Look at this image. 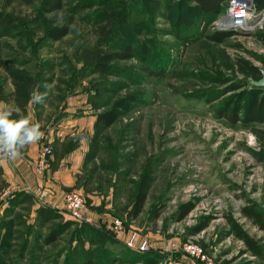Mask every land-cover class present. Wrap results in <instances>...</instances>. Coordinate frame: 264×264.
I'll return each instance as SVG.
<instances>
[{"label":"rangeland","instance_id":"1","mask_svg":"<svg viewBox=\"0 0 264 264\" xmlns=\"http://www.w3.org/2000/svg\"><path fill=\"white\" fill-rule=\"evenodd\" d=\"M7 2L0 0V13L17 29L0 27V102L25 115L34 111L46 123L78 97L95 113L115 111L117 119L92 132L80 128L49 158L52 169L64 165L61 191L78 193L85 212L100 217L93 227L66 209L43 223L38 206L10 205L13 194L1 199L8 185L0 182V264H143L122 254L117 240L124 236L147 241L148 255L154 251L160 264H194L178 249L184 244L201 247L216 264L257 262L244 253L228 217L264 247L263 233L240 213L249 203L264 213V126L230 125L217 110L239 94L231 91L235 84L246 85L245 107L264 96V88L254 90V79L238 70L239 60L264 70V9H255L251 30L218 43L210 37L220 16L200 29H182L181 21L194 15L189 5L167 10L162 0H64L62 10L47 14L37 0ZM70 18L69 34L50 39L49 32ZM121 42L133 45L136 56L98 74L95 65ZM147 68L166 69V75L151 76ZM34 92L47 96L33 103ZM146 174L150 192L134 218ZM59 229L62 234L45 244Z\"/></svg>","mask_w":264,"mask_h":264},{"label":"trees","instance_id":"2","mask_svg":"<svg viewBox=\"0 0 264 264\" xmlns=\"http://www.w3.org/2000/svg\"><path fill=\"white\" fill-rule=\"evenodd\" d=\"M15 1H21L26 4H31L33 0H8V4H11ZM42 3V9L44 13L51 14L58 12L64 8V0H37ZM152 4V3H151ZM178 5H189L194 12V15L188 20L181 21L182 29H200L202 25L207 24L210 21L215 20L217 17L221 16L225 12L227 5V0H162L161 6L167 10H171V7ZM254 4L257 10L264 9V0H254ZM74 19L70 18L69 21L61 28L51 30L49 32L50 39L59 41L69 34L70 29L72 28ZM0 27L6 31H12L17 29V26L13 19L7 18L3 13H0ZM236 32L233 30L229 31H216L215 34L210 37L213 41L218 43L224 42L227 38L233 36ZM179 37V36H178ZM182 39V38H181ZM259 39L264 43V34L259 36ZM187 43L192 39L191 37L183 39ZM142 49L146 53L147 57L153 54V49L150 48L149 42H145L142 45ZM136 56L135 48L133 45H129L126 42H121L120 45H117L115 49L108 54L104 55L99 63L95 65V71L100 75H107L111 73L110 64L114 61H126L131 60ZM264 63V61H263ZM146 72L151 76L160 75L163 77L166 75V69L160 68V70H153L151 68L145 69ZM238 70L240 73L246 76H251L254 80H259L261 78V70L252 66L244 60L238 61ZM30 82V79H28ZM246 85L235 84L232 87L233 92L240 91L233 101L229 103H224L220 110H217L218 116L221 120L225 121L230 125L241 124L244 127H249L251 125H263L264 126V96L262 98H255L248 103L247 106H243L246 101L245 93ZM254 90H261L260 88L252 87ZM122 106V103L118 104ZM97 109L99 107L97 106ZM22 110H25V107H22ZM117 119V113L115 111L111 112H96V122L95 130L100 126L110 127L115 123ZM152 179L149 175H144L138 184L137 193L133 201L132 216L137 218L141 215L143 209L145 208L148 195L151 188ZM14 200L10 201V205L16 201H25L34 204V206L39 204L36 202L34 195L27 194L24 192L14 195ZM35 198V199H34ZM38 218L44 223H48L53 219L60 218L59 212L51 209L49 207H42L41 205L37 208ZM190 208H187L184 211V215L189 213ZM242 217L249 220L264 236V213L260 210L255 203H249L243 206L240 210ZM230 226L232 228V234L243 243L244 253H247L254 257L257 262L251 260L247 261L245 264H264V247L253 237L248 235L242 230L236 220L231 216L228 217ZM71 224V223H66ZM91 225V224H90ZM94 225H92L93 227ZM60 230V229H59ZM63 230H56L55 233L49 235L45 239V244L53 243L57 237L62 234ZM122 239V238H121ZM129 238L124 236V239L117 240L118 246H120L122 254L127 257L138 259V261L143 264H160L161 259H159L154 251H151L148 255L147 253H140L136 250H132L127 247L126 242ZM92 246L95 245V242L91 243ZM117 245V244H116ZM93 255V254H92ZM197 263V262H196ZM84 264H97L95 261L89 260ZM198 264V263H197Z\"/></svg>","mask_w":264,"mask_h":264},{"label":"crops","instance_id":"3","mask_svg":"<svg viewBox=\"0 0 264 264\" xmlns=\"http://www.w3.org/2000/svg\"><path fill=\"white\" fill-rule=\"evenodd\" d=\"M72 98L63 103L59 108V114L46 123L40 117H37L34 111L33 113L28 112V115L30 114L33 117V123L41 124V130L46 135L45 142L51 147L53 152L56 148L61 149L68 140H71V137L79 134L80 128H86L87 133V131L92 132L93 130L91 129L95 126L96 113L91 110L90 105L82 99H76L78 97ZM85 143L83 141L79 149L83 148ZM41 145L42 142L39 140L35 144L27 146L19 158L0 161V182L5 181L8 185L1 199L6 198L10 194L16 195L24 192L34 195L38 204L42 207H49L56 210V212L64 213L66 193H63L60 187V182L63 181L64 176V165L52 169V164L50 163L51 166L48 170L44 173L39 172L37 161ZM53 157L51 156L52 161ZM39 188L47 189L52 193V196L48 197L46 205L40 202L37 197ZM87 214L91 219L90 224L96 225L100 217L88 212ZM185 262L186 264H193L189 260ZM194 264L197 263L194 261Z\"/></svg>","mask_w":264,"mask_h":264},{"label":"built area","instance_id":"4","mask_svg":"<svg viewBox=\"0 0 264 264\" xmlns=\"http://www.w3.org/2000/svg\"><path fill=\"white\" fill-rule=\"evenodd\" d=\"M254 0H227V5L224 14L214 23V29L217 31L235 32L249 31L253 28L252 18L255 12ZM46 135L41 138V148L37 161V169L39 172L44 173L49 167V158L52 154L51 147L45 142ZM52 196L51 191L47 189H38L37 197L44 205L47 203L48 197ZM65 209L69 212L70 217L82 223H91V219L84 210V201L81 196L76 192H69L65 196ZM115 230L122 229V223L118 220L114 224ZM126 245L132 250L140 253H147L150 250V244L147 241L137 242V239L131 237L127 240ZM176 246L173 244L172 247ZM188 255L192 260L198 264H216L203 249L194 244H184L178 248Z\"/></svg>","mask_w":264,"mask_h":264},{"label":"clouds","instance_id":"5","mask_svg":"<svg viewBox=\"0 0 264 264\" xmlns=\"http://www.w3.org/2000/svg\"><path fill=\"white\" fill-rule=\"evenodd\" d=\"M47 93L34 92L33 103H41ZM40 123L25 115L19 107L0 102V161L15 160L27 146L35 144L44 136Z\"/></svg>","mask_w":264,"mask_h":264},{"label":"water","instance_id":"6","mask_svg":"<svg viewBox=\"0 0 264 264\" xmlns=\"http://www.w3.org/2000/svg\"><path fill=\"white\" fill-rule=\"evenodd\" d=\"M251 85L256 88H264V70L261 71V78L259 80L251 81Z\"/></svg>","mask_w":264,"mask_h":264}]
</instances>
